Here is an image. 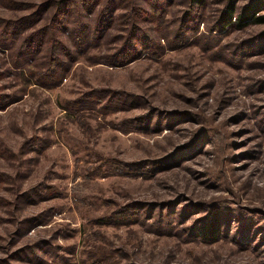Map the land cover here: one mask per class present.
<instances>
[{"label":"rangeland","instance_id":"1","mask_svg":"<svg viewBox=\"0 0 264 264\" xmlns=\"http://www.w3.org/2000/svg\"><path fill=\"white\" fill-rule=\"evenodd\" d=\"M231 2L264 15L0 0V264H264V20Z\"/></svg>","mask_w":264,"mask_h":264},{"label":"trees","instance_id":"2","mask_svg":"<svg viewBox=\"0 0 264 264\" xmlns=\"http://www.w3.org/2000/svg\"><path fill=\"white\" fill-rule=\"evenodd\" d=\"M196 1H201V0H196ZM253 6L246 7L243 9L241 12H235V8L232 4L227 5V7L223 10L221 16H220V23L229 25V24H234L236 26H244L249 24L250 22H255V21H263L264 20V15H259V16H254L253 12ZM217 221H214L212 224H209V228L205 227L201 230V235L203 237L208 236L213 234L216 230L214 227H216Z\"/></svg>","mask_w":264,"mask_h":264}]
</instances>
